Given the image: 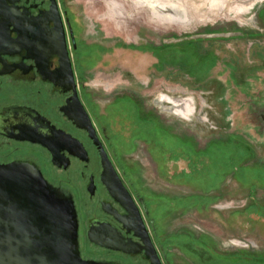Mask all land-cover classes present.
<instances>
[{
    "label": "flooded vegetation",
    "instance_id": "obj_1",
    "mask_svg": "<svg viewBox=\"0 0 264 264\" xmlns=\"http://www.w3.org/2000/svg\"><path fill=\"white\" fill-rule=\"evenodd\" d=\"M97 32L69 8L67 0H0V166H30L50 185L72 195L83 260L152 264L157 256L161 264H192V242L178 233L165 235L163 223L168 213L163 214V223L158 216L159 210L171 208L175 201L164 195L145 194L124 168L125 157L137 143H143L148 156L158 163V154L165 161L170 157L164 150L171 146L169 136L174 142L178 138L171 129L163 133L158 130L152 124L153 118L157 120L155 116L129 95H105L92 90L91 81L106 80L97 74V68L105 64L112 49ZM179 45L182 44L145 49L157 59L155 71L162 74L167 67L177 69L179 58L184 64L183 69H178L180 74L199 82L211 79L219 60L206 74L203 69L207 67V55L195 57L193 47L184 48L179 56L166 53L167 48ZM228 68L233 71L230 82L239 90L244 78L230 65ZM105 84L102 83L108 87ZM253 105L245 114L252 123L259 122L263 115L262 108ZM143 120L151 121L150 125H144ZM234 136L212 141L200 153L191 152L196 160L203 158L205 163L191 164L188 159L191 172L179 175L218 176L220 160L225 157L222 148L233 142ZM186 143L193 151L192 141ZM233 143L238 146L234 153L240 155L241 145L249 150L244 166L256 169L257 165H249L256 157L249 142L243 138ZM172 158L175 159L172 156L169 161ZM107 160L114 172L104 165ZM234 161L230 162L235 163L230 171L233 176L241 169L239 160ZM205 196L210 201L221 197L216 191ZM246 208H257L255 215L264 217V206L256 201ZM231 252L237 251L225 253ZM249 253L264 255V251ZM197 257L201 259L200 254Z\"/></svg>",
    "mask_w": 264,
    "mask_h": 264
},
{
    "label": "rangeland",
    "instance_id": "obj_2",
    "mask_svg": "<svg viewBox=\"0 0 264 264\" xmlns=\"http://www.w3.org/2000/svg\"><path fill=\"white\" fill-rule=\"evenodd\" d=\"M67 4L112 46L105 64L97 68V74L106 80L91 81L92 90L129 95L155 116L158 121L153 118L152 124L158 130L171 129L178 138L174 142L169 136L171 146L164 150L170 157L166 161L158 154V163H154L147 147L137 143L124 163L145 194L175 201L171 208L158 212L162 223L163 214L168 213L163 223L165 235L178 233L189 238L192 264H264L263 254L249 253L264 251V217L255 215L259 209L246 208L253 201L264 206V176L244 171L230 175L234 170L230 160L240 159L235 151L225 152L218 176L179 175L191 172L188 159L191 164L205 163L203 158L196 160L195 152L230 135L249 142L256 156L249 165L264 166V0H67ZM170 44L182 45L167 48L169 54L179 56L191 46L195 57L207 55L206 74L219 60L212 78L199 82L180 74L178 69L184 64L179 58L177 69L167 67L165 73L158 74L153 67L157 59L145 49ZM228 65L244 78L241 88L235 81L239 90L230 82L233 71ZM253 104L262 108L263 115L252 123L245 114ZM175 106H181V115L172 108ZM142 123L150 125L151 121ZM188 140L197 146L193 151ZM171 155L175 159L169 161ZM213 191L221 195L219 200L205 198ZM83 244L86 246L85 240ZM230 251L237 252L225 253Z\"/></svg>",
    "mask_w": 264,
    "mask_h": 264
},
{
    "label": "water",
    "instance_id": "obj_3",
    "mask_svg": "<svg viewBox=\"0 0 264 264\" xmlns=\"http://www.w3.org/2000/svg\"><path fill=\"white\" fill-rule=\"evenodd\" d=\"M0 264L109 263L82 259L72 195L32 167L11 164L0 166ZM152 264H161L157 256Z\"/></svg>",
    "mask_w": 264,
    "mask_h": 264
},
{
    "label": "trees",
    "instance_id": "obj_4",
    "mask_svg": "<svg viewBox=\"0 0 264 264\" xmlns=\"http://www.w3.org/2000/svg\"><path fill=\"white\" fill-rule=\"evenodd\" d=\"M235 139L243 140L242 137H237V136L232 137L231 140L234 142ZM233 142H230L226 146H223L222 150H223L224 153L225 152H232V151H234V149L236 147H238ZM248 155H249V150H247L245 146L241 145L240 146V159L238 161V165L241 168L240 171L241 172L244 171V172H246V174H248L247 172H251L253 174H257L258 176H264V168L257 166L256 169L252 170V169H249V168L244 166L245 159L247 160ZM212 159L215 162H218V160L216 158H212ZM233 160L234 159H231L230 162L233 161ZM234 162H236V159H235ZM234 165H235V163L232 164L231 169L234 168Z\"/></svg>",
    "mask_w": 264,
    "mask_h": 264
},
{
    "label": "bare ground",
    "instance_id": "obj_5",
    "mask_svg": "<svg viewBox=\"0 0 264 264\" xmlns=\"http://www.w3.org/2000/svg\"><path fill=\"white\" fill-rule=\"evenodd\" d=\"M155 5V4H154ZM151 6H153V5H151ZM157 6H155L154 8H156ZM159 8H161V7H159ZM159 8H157V9H159ZM166 9H168V8H166ZM154 10V9H153ZM159 12V11H158ZM171 13V12H170ZM160 14V13H159ZM171 15V14H170ZM174 110H176L177 112H178V114L179 115H181V110H183L182 108H181V106H175V107H172Z\"/></svg>",
    "mask_w": 264,
    "mask_h": 264
}]
</instances>
